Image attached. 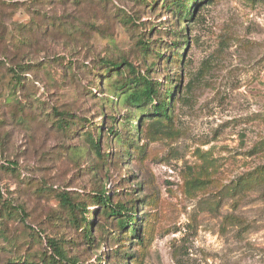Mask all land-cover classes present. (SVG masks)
<instances>
[{"label":"rangeland","instance_id":"rangeland-1","mask_svg":"<svg viewBox=\"0 0 264 264\" xmlns=\"http://www.w3.org/2000/svg\"><path fill=\"white\" fill-rule=\"evenodd\" d=\"M47 1L0 0V73L39 67L25 74V94L44 100L42 113L68 111L71 131L44 119L17 124L0 102V264H54L49 239L80 264H264V0H198L189 20L163 7L171 0ZM51 22L65 32L49 33ZM140 38L151 43L146 58ZM109 60L157 84L156 101L171 84L169 118L130 107L118 88L129 74L105 73ZM125 119L132 136L117 143L118 166L103 135L99 171L88 136ZM95 174L129 216L137 201L136 236L87 199L76 225L60 220L58 195L86 198L99 189Z\"/></svg>","mask_w":264,"mask_h":264},{"label":"trees","instance_id":"trees-1","mask_svg":"<svg viewBox=\"0 0 264 264\" xmlns=\"http://www.w3.org/2000/svg\"><path fill=\"white\" fill-rule=\"evenodd\" d=\"M37 4H45L46 0H36ZM65 1V0H64ZM71 1L75 4L79 2H85L86 0H68ZM93 2V0H89ZM97 4H102L105 5L109 0H94ZM186 5H183V3L180 2V0H171L170 4L167 5L164 3L163 7L167 10H170V12L178 11V13H181L182 18L186 19H192L193 18V4L198 1V0H184ZM47 2L49 3H61L62 0H48ZM155 1L153 2V4ZM192 3V4H191ZM150 5L151 7L153 6ZM172 4L174 7H172ZM148 5V7H150ZM128 25H132V18L128 17ZM188 19V20H189ZM33 21L31 22V25H35ZM49 27V33L54 34V33H64L65 29L63 28V25H59V23L55 24L53 22L48 23L44 28ZM34 27H28L25 30V36H23V39L26 41H29L31 39V33L34 31ZM24 31V29L22 30ZM150 42L146 41L145 39L140 38L137 43H136V48L138 52H140L141 56L143 58H146L148 55H150ZM162 53L156 52L155 57L157 59H160L162 57ZM123 63V62H122ZM121 62L118 63L116 61H101L100 64L104 65L106 68L105 73H117L119 76H124L125 73L129 74L128 76H124L122 79V83L118 86L120 88V93L124 94V99L126 100L127 104L130 107L134 108H139L144 105H151V110L149 111L148 116H153L157 115L158 117H163V118H169L167 115L168 112V106L169 103H172L174 99V88L171 87H166L164 93L162 96L164 98H167V100L161 99L157 100L156 98L159 97V92L157 89V84H154L147 76L145 75H140V74H135L133 72V68L129 63H124L125 67L120 68V65L122 64ZM33 63L30 62H25L22 64H15L11 66L10 68H6L4 72L0 73V87H3L4 91L0 94V102L4 103H10L12 104L11 107V113H10V118L16 119L15 122L17 124H22V125H28V123L32 122H40L42 124V119L46 120L47 122L52 123V127L57 128L59 131H63L64 133H68L71 131V119L72 115H69L68 111L66 112H58L54 111V109H51V113H42L44 112L45 108V102L44 100H41L39 97L36 96L35 93H29L25 94V88L27 87L28 84V78L25 76L26 73L28 72H33L37 73L39 72V67H34ZM45 66V65H44ZM45 67H42V72H44ZM126 72L123 74V72ZM69 70L71 73L72 71ZM90 71H93V68H91ZM99 79V78H98ZM166 80L172 82V80L169 79V77H166ZM89 87L91 86L88 85ZM87 90V88H86ZM88 91V90H87ZM23 95V98L21 97ZM30 95V97H29ZM21 97V98H20ZM158 99V98H157ZM153 102H156V104H153ZM168 102V103H167ZM53 115V118L50 117V115ZM70 120V121H69ZM1 123V121H0ZM116 124V121L114 122ZM124 124V125H123ZM118 126H121V130L119 129H114L110 126L109 128H103V127H97L96 129V137L93 139L92 135L88 136V142L90 144V148L95 152L97 156V160L100 161V164L98 165L99 171H101L104 167L105 164H107V156L100 154L101 151V146H100V139L104 135L106 137H111L110 147H108L112 151V157H113V167L118 166V162H114V159L116 160L117 156V143H129V139L131 138L132 132L131 130V123L129 119H125L124 123ZM126 132V133H125ZM107 140V139H106ZM113 149V150H112ZM110 154V156H111ZM104 156V157H103ZM12 165L6 164L7 167H10L12 169H15V174L16 176L19 177L18 168L15 164L14 167V162H11ZM0 170H8L7 168H2L0 166ZM96 176V174H95ZM97 178V185L99 186V189L96 190H91L89 193H87L86 198H81L78 195H73L67 190H63L58 196V201H59V208H60V220H63L68 226H74L78 222V214L83 212L82 205L78 203L79 200L81 199H87L89 202L94 204L93 206H99L102 209V214L106 216V219H114L116 222V227L120 229V231H126L130 229V234L132 236H136V231L134 226H136V223L139 219L137 216V201L132 203L133 206V211H134V216H129L128 214V209L125 205L123 204H111V196L112 194L107 192L104 185H103V180H104V175L102 177ZM133 201V200H132ZM131 201V202H132ZM4 202L5 200L2 201L1 206L4 207ZM15 210L14 212H19L21 213L20 216V221L24 222V217H23V212L22 209L18 206L13 207ZM82 222L85 223L84 228L82 229V234H83V239L85 242L88 244L92 243L94 240L93 236V224L86 223L85 218H82ZM2 224V223H1ZM139 225V224H138ZM0 230L5 233L6 228L5 227H0ZM109 234V233H108ZM47 243L50 245L51 250L53 252L52 257H49V259L53 260L52 262L54 264H80L78 260L75 258L68 259L67 258V251L66 248L59 244L58 242H55L53 240H47ZM14 255L12 256V259H15L16 257V252L13 253ZM21 263L19 264H28L26 262V259H21L19 258ZM44 262V260H43ZM29 264H34V263H29Z\"/></svg>","mask_w":264,"mask_h":264}]
</instances>
